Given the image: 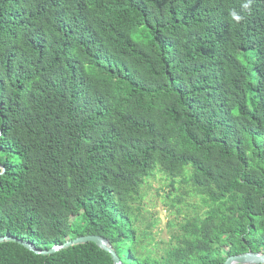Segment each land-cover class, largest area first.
Segmentation results:
<instances>
[{"label": "trees", "instance_id": "16d2710c", "mask_svg": "<svg viewBox=\"0 0 264 264\" xmlns=\"http://www.w3.org/2000/svg\"><path fill=\"white\" fill-rule=\"evenodd\" d=\"M243 2L0 0V235L98 234L124 264L264 250V0ZM158 174L204 207L163 247L143 208ZM0 264L114 262L5 241Z\"/></svg>", "mask_w": 264, "mask_h": 264}, {"label": "rangeland", "instance_id": "374dc122", "mask_svg": "<svg viewBox=\"0 0 264 264\" xmlns=\"http://www.w3.org/2000/svg\"><path fill=\"white\" fill-rule=\"evenodd\" d=\"M175 181L173 188L170 179L158 174L149 178L142 187L144 215L148 218V223L152 224L149 229L159 243V247L165 246L173 229H178L171 223L176 225L185 215L193 214L196 210L193 206L200 211L204 208L200 197L192 190L190 184L179 183L180 178ZM137 224L144 227L146 222Z\"/></svg>", "mask_w": 264, "mask_h": 264}, {"label": "water", "instance_id": "95a60500", "mask_svg": "<svg viewBox=\"0 0 264 264\" xmlns=\"http://www.w3.org/2000/svg\"><path fill=\"white\" fill-rule=\"evenodd\" d=\"M5 241L17 242L18 244L22 245L28 250L33 251L36 254H42V255H49L54 252L78 244L93 242L97 244L101 249L107 251L110 254L114 264H124L121 258L119 257V255L117 254L115 248L109 241V239L98 234L80 235L76 238L68 239L63 243L55 244L48 249H41L32 242L23 238H18L16 236H12L8 234L0 235V242H5ZM223 264H264V250H259V251L248 250L246 252L229 255L226 257Z\"/></svg>", "mask_w": 264, "mask_h": 264}, {"label": "clouds", "instance_id": "9594fccd", "mask_svg": "<svg viewBox=\"0 0 264 264\" xmlns=\"http://www.w3.org/2000/svg\"><path fill=\"white\" fill-rule=\"evenodd\" d=\"M251 3H252V0H244V2L242 3V8L244 10L250 12L251 11ZM231 18L237 23L242 19V17L236 13H232Z\"/></svg>", "mask_w": 264, "mask_h": 264}]
</instances>
